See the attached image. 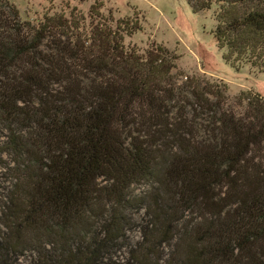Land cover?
<instances>
[{"label":"trees","instance_id":"obj_1","mask_svg":"<svg viewBox=\"0 0 264 264\" xmlns=\"http://www.w3.org/2000/svg\"><path fill=\"white\" fill-rule=\"evenodd\" d=\"M187 2L194 13L216 5L212 34L226 61L264 75V0ZM93 16L92 27L64 13L34 27L0 0V107L21 182L0 264L24 253L27 231L57 246L54 264H117L128 210L146 215L121 264H264V97H247L256 116L221 112L219 138L199 139L194 114L211 110L219 89L187 79L189 116L168 50L141 55L124 45L137 19L120 21L123 31Z\"/></svg>","mask_w":264,"mask_h":264},{"label":"rangeland","instance_id":"obj_2","mask_svg":"<svg viewBox=\"0 0 264 264\" xmlns=\"http://www.w3.org/2000/svg\"><path fill=\"white\" fill-rule=\"evenodd\" d=\"M20 13L21 22H30L37 27L46 14L64 13L66 18L83 17L84 22L90 27L95 26L97 18L103 17L112 30L120 24L123 31L124 25L120 23L126 19H137L140 31L133 36H126L124 45L126 48H135L141 55H147L152 47L161 46L175 59L176 69L172 74H177L176 88L179 93L180 109L187 107L186 111L192 116L194 91L186 87L188 79L198 81L200 86H209L215 90L219 89L220 97L209 96L212 106L206 110L194 114L198 121L197 133L199 139L213 140L219 138L216 133L219 124L218 115L228 112L243 119L245 116H256L253 108L248 105L247 97L259 94L264 97V75L250 64H231L225 59V51L217 47L212 34L215 26L216 5L208 11L194 13L187 0H8ZM99 8H96L97 6ZM155 54V53H154ZM222 90V91H221ZM221 92V93H220ZM6 111L0 107V236L8 232L2 220L8 212L7 207L11 205L12 199L18 190V174L20 168L16 164L15 154L10 155L8 141L10 136L11 122ZM180 114V111L178 112ZM200 114V115H198ZM214 115V116H213ZM201 118V119H200ZM212 121V124L211 122ZM207 126H213L210 131ZM20 128V127H18ZM135 135L128 131L124 134ZM19 134V133H18ZM148 183L143 182L134 188L136 194L148 190ZM126 215L130 220V231L124 241L126 246L120 252L122 256L116 261L121 264L127 260L130 252L136 244L141 241V226L146 212L143 210H128ZM52 229H56L53 225ZM48 237V236H45ZM24 253L15 254L8 251L9 264H54L51 252L57 246L49 248L51 240L44 239L38 233H27L24 235ZM46 242V244H44ZM61 259L58 261L61 263ZM165 262V261H164ZM165 264V263H163Z\"/></svg>","mask_w":264,"mask_h":264}]
</instances>
